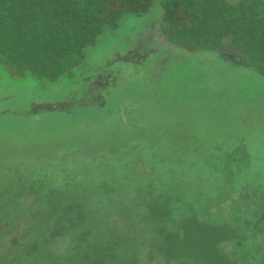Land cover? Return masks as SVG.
I'll use <instances>...</instances> for the list:
<instances>
[{"label":"rangeland","instance_id":"rangeland-1","mask_svg":"<svg viewBox=\"0 0 264 264\" xmlns=\"http://www.w3.org/2000/svg\"><path fill=\"white\" fill-rule=\"evenodd\" d=\"M162 14L156 0L148 14L125 15L72 80L43 87L0 66V176L13 163L39 168L62 154L44 168L55 177L71 162L83 181H95L80 183L79 195L96 206L97 224L109 225L95 240L113 243L109 255L123 264H165L163 249L186 215L230 224L236 239L225 251L235 263L263 262L264 80L240 56L170 45L158 31ZM137 141L141 148L130 150ZM100 152L121 166L95 180ZM51 184L69 190L73 182ZM155 201L169 213L151 209ZM127 217L138 223L136 241L116 231ZM66 251L44 248L33 258L73 264ZM74 264H87L83 253Z\"/></svg>","mask_w":264,"mask_h":264},{"label":"trees","instance_id":"trees-1","mask_svg":"<svg viewBox=\"0 0 264 264\" xmlns=\"http://www.w3.org/2000/svg\"><path fill=\"white\" fill-rule=\"evenodd\" d=\"M155 1L0 0V66L13 76L37 80L43 87L72 80L87 50L105 31L117 30L127 14H148ZM158 1L163 11L158 31L170 45L189 53L240 56L264 80V0H241L235 5L226 0ZM139 142L130 150L141 148ZM127 153L125 159L130 157ZM98 154L102 162L95 169V180L101 171L117 172L121 166L116 167L107 154ZM55 156H45L46 165L41 162L39 168L13 163L0 176V264H36L34 253L45 248L54 256L63 245L67 251L61 256H68L73 264L80 253L87 264H123L118 255H109L113 243L104 247L95 240L94 231L102 232L109 225H98L96 206L86 205L79 195L80 183L95 181H83V172L71 162L65 173L58 170L57 176H51L44 167ZM66 177L73 182L69 190L51 184ZM149 207L169 213L165 202H151ZM137 224L130 218L118 224L121 240H138ZM177 230L178 235L163 249L165 264H237L225 251L236 239L230 224H209L186 215L177 222Z\"/></svg>","mask_w":264,"mask_h":264},{"label":"water","instance_id":"water-1","mask_svg":"<svg viewBox=\"0 0 264 264\" xmlns=\"http://www.w3.org/2000/svg\"><path fill=\"white\" fill-rule=\"evenodd\" d=\"M241 0H226L228 4L235 5L238 4Z\"/></svg>","mask_w":264,"mask_h":264}]
</instances>
